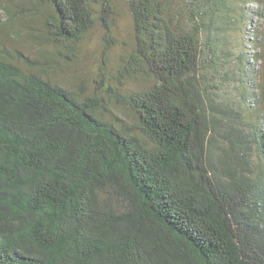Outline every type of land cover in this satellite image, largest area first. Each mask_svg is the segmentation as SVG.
Here are the masks:
<instances>
[{
  "label": "trees",
  "instance_id": "1",
  "mask_svg": "<svg viewBox=\"0 0 264 264\" xmlns=\"http://www.w3.org/2000/svg\"><path fill=\"white\" fill-rule=\"evenodd\" d=\"M115 1L46 0L45 37L110 51ZM120 1L139 89L0 49V264H264V0Z\"/></svg>",
  "mask_w": 264,
  "mask_h": 264
},
{
  "label": "rangeland",
  "instance_id": "2",
  "mask_svg": "<svg viewBox=\"0 0 264 264\" xmlns=\"http://www.w3.org/2000/svg\"><path fill=\"white\" fill-rule=\"evenodd\" d=\"M46 0H0V49L22 52L31 60L45 61L52 57L49 76L54 82L81 91L85 95L105 94V87L139 89L143 81L118 78L123 59L134 45L133 20L128 5L115 1L113 16L114 45L105 49V32L100 23L78 43L56 47L45 37L44 19L49 13ZM9 10L10 13L5 12ZM239 30L234 35H238ZM111 45V44H110ZM231 92L230 88H227ZM114 114L131 121L124 110L111 104Z\"/></svg>",
  "mask_w": 264,
  "mask_h": 264
}]
</instances>
